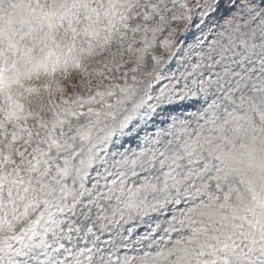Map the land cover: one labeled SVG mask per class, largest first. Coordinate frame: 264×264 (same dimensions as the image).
Returning <instances> with one entry per match:
<instances>
[{
    "label": "snow or ice",
    "instance_id": "obj_1",
    "mask_svg": "<svg viewBox=\"0 0 264 264\" xmlns=\"http://www.w3.org/2000/svg\"><path fill=\"white\" fill-rule=\"evenodd\" d=\"M28 12L0 23V264H264V196L226 215L228 149L264 134V0Z\"/></svg>",
    "mask_w": 264,
    "mask_h": 264
},
{
    "label": "clouds",
    "instance_id": "obj_2",
    "mask_svg": "<svg viewBox=\"0 0 264 264\" xmlns=\"http://www.w3.org/2000/svg\"><path fill=\"white\" fill-rule=\"evenodd\" d=\"M228 150L232 156L231 164L238 175L245 179V184L240 186L239 197L226 213L231 222L233 214L242 217L248 208L254 207L253 191L264 196V134L241 133L234 138V146ZM257 211L259 213L260 210Z\"/></svg>",
    "mask_w": 264,
    "mask_h": 264
},
{
    "label": "rangeland",
    "instance_id": "obj_3",
    "mask_svg": "<svg viewBox=\"0 0 264 264\" xmlns=\"http://www.w3.org/2000/svg\"><path fill=\"white\" fill-rule=\"evenodd\" d=\"M30 0H0V23L5 27H11L15 32L22 33L27 30L24 23L29 18L28 4ZM31 37L25 36L24 42L31 41Z\"/></svg>",
    "mask_w": 264,
    "mask_h": 264
}]
</instances>
